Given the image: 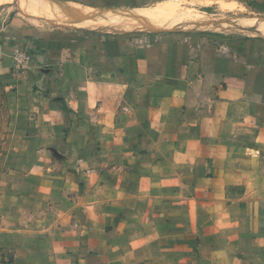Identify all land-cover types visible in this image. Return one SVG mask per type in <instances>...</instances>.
Masks as SVG:
<instances>
[{"label":"crops","instance_id":"1","mask_svg":"<svg viewBox=\"0 0 264 264\" xmlns=\"http://www.w3.org/2000/svg\"><path fill=\"white\" fill-rule=\"evenodd\" d=\"M0 1V264H264V0Z\"/></svg>","mask_w":264,"mask_h":264},{"label":"rangeland","instance_id":"2","mask_svg":"<svg viewBox=\"0 0 264 264\" xmlns=\"http://www.w3.org/2000/svg\"><path fill=\"white\" fill-rule=\"evenodd\" d=\"M0 3H3V1H0ZM183 7H188L187 5H183ZM188 8H192V7H188ZM13 9L12 7H6L4 9L1 10L0 12V20L4 19L6 16H8V14L10 12H12ZM210 14H208L209 16L207 19H218V18H222L219 17L217 15L216 11L211 10L210 12H208ZM193 14H195L196 16H198L196 12H194ZM37 25V23H34ZM49 26L48 24H40V26ZM10 115H9V106L7 103V100L5 99V94L2 90V88L0 87V152L3 149V147L5 146V142H8L9 139V133H10Z\"/></svg>","mask_w":264,"mask_h":264},{"label":"bare ground","instance_id":"3","mask_svg":"<svg viewBox=\"0 0 264 264\" xmlns=\"http://www.w3.org/2000/svg\"><path fill=\"white\" fill-rule=\"evenodd\" d=\"M46 1H49V0H46ZM45 0L44 1H39V0H28V2H30L31 4H32V7H37V9L39 8V9H41V10H43L44 12H45V9H46V6H47V4L49 5V6H51L52 4L50 3V1L49 2H46ZM54 4V3H53ZM177 5V4H176ZM57 6V5H56ZM60 6V5H59ZM178 6V5H177ZM52 7V6H51ZM58 7V6H57ZM176 7V6H175ZM54 8H55V5H54ZM66 8V7H65ZM36 9V8H35ZM56 9V8H55ZM59 10L61 9L62 10V8L61 7H59L58 8ZM170 9V8H169ZM47 10V9H46ZM148 11V10H147ZM157 11V10H156ZM35 12H37V11H35ZM41 12V11H40ZM39 12V13H40ZM49 12V11H48ZM55 12H57V11H55ZM87 12V11H86ZM41 13H43V12H41ZM59 13H61L64 17H74L75 16V14H77L76 13V10L74 11V10H72V9H68V10H66V9H64V11H60ZM99 13V12H98ZM98 13H96V15L98 14ZM156 13V12H155ZM48 14V13H47ZM47 14H46V16H47ZM58 14V13H57ZM81 14V13H80ZM78 15V14H77ZM95 15V14H94ZM101 15H102V13H101ZM151 15V14H150ZM43 16H44V14H43ZM57 16V15H56ZM62 16V17H63ZM100 16V15H99ZM103 16L104 15H102V17L101 18H103ZM142 16H144V15H142ZM146 16V15H145ZM152 16V15H151ZM156 16V15H155ZM90 17H94V16H90ZM131 17V16H130ZM147 17V16H146ZM97 18H99V17H97ZM54 19H58L57 17H54ZM68 19V18H67ZM87 19V18H86ZM85 20V19H84ZM99 22L100 21H102V20H98ZM91 22V21H90ZM100 24H102V23H100Z\"/></svg>","mask_w":264,"mask_h":264},{"label":"built area","instance_id":"4","mask_svg":"<svg viewBox=\"0 0 264 264\" xmlns=\"http://www.w3.org/2000/svg\"><path fill=\"white\" fill-rule=\"evenodd\" d=\"M29 62V56L25 52H15L13 54V72L18 75L20 72L24 71Z\"/></svg>","mask_w":264,"mask_h":264},{"label":"water","instance_id":"5","mask_svg":"<svg viewBox=\"0 0 264 264\" xmlns=\"http://www.w3.org/2000/svg\"><path fill=\"white\" fill-rule=\"evenodd\" d=\"M2 27V25H0V28Z\"/></svg>","mask_w":264,"mask_h":264}]
</instances>
